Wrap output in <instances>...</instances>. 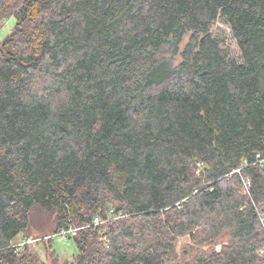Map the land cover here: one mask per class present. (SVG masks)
<instances>
[{
  "label": "trees",
  "instance_id": "1",
  "mask_svg": "<svg viewBox=\"0 0 264 264\" xmlns=\"http://www.w3.org/2000/svg\"><path fill=\"white\" fill-rule=\"evenodd\" d=\"M11 16L0 264H43L14 242L36 207L78 228L51 264L264 263V0H0Z\"/></svg>",
  "mask_w": 264,
  "mask_h": 264
},
{
  "label": "rangeland",
  "instance_id": "2",
  "mask_svg": "<svg viewBox=\"0 0 264 264\" xmlns=\"http://www.w3.org/2000/svg\"><path fill=\"white\" fill-rule=\"evenodd\" d=\"M15 22L14 16L8 17L3 22L0 27V42L12 31ZM213 31L222 39L221 47L223 50L230 57L238 60L240 58V51L227 25L218 20L213 26ZM186 40L187 37L183 40L181 48ZM54 226V219L51 214L38 207L33 208L30 213L28 227L17 235L14 242L17 243L16 245L20 249H23V245H27V242L28 248L37 256L39 263L51 264L52 257L55 256L58 257L60 262L73 260L77 253L75 241L72 238H62L57 234H52ZM48 234L51 239L47 240ZM181 240L185 241V238ZM50 251L54 253L51 254Z\"/></svg>",
  "mask_w": 264,
  "mask_h": 264
},
{
  "label": "built area",
  "instance_id": "3",
  "mask_svg": "<svg viewBox=\"0 0 264 264\" xmlns=\"http://www.w3.org/2000/svg\"><path fill=\"white\" fill-rule=\"evenodd\" d=\"M248 186V183H245V187ZM262 222H264V218H262ZM94 223H97V221L95 220ZM78 228L77 227H71L68 229H64V230H60L58 233H56L57 235H59L62 238H70L73 237L76 232H77ZM260 253H262V251H260Z\"/></svg>",
  "mask_w": 264,
  "mask_h": 264
}]
</instances>
